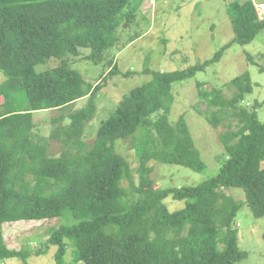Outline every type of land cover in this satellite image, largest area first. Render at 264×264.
Returning a JSON list of instances; mask_svg holds the SVG:
<instances>
[{
    "label": "trees",
    "instance_id": "1",
    "mask_svg": "<svg viewBox=\"0 0 264 264\" xmlns=\"http://www.w3.org/2000/svg\"><path fill=\"white\" fill-rule=\"evenodd\" d=\"M131 2L0 0V72L5 76L0 82V225L73 217L51 238L57 245L56 264H235L245 256L235 222L239 209L247 203L256 217H264V121L259 101L244 104L254 90L250 73L226 84L235 87L230 96L198 84L199 98L209 107L198 111L212 126L224 128L219 138L225 159L215 177L198 185L137 190L133 167L117 153L115 142L132 139L143 184L151 182L153 160L203 170L206 164L184 116L170 122L173 83L219 61L233 43L253 41L264 20L251 0L230 2L233 40L210 60L184 70L145 68L150 80L123 96L87 147L85 125L97 110L101 81H86L63 57L80 56L81 49L89 48L86 57L102 62L119 40L122 21L132 15ZM51 58L62 62L37 71ZM248 59L264 71V54L258 62ZM83 97H88L87 105L69 114L68 124H63L64 115L53 119L61 124L50 137L61 143L62 151L51 154L49 140L35 132L34 112L59 109ZM124 179L131 195L120 186ZM223 187L242 188L246 200L223 194ZM169 196L185 200V206L170 211L164 202ZM1 235L0 259L17 257L29 264L31 252L7 247ZM223 235L220 249L217 241ZM69 241L76 247L73 262L66 259Z\"/></svg>",
    "mask_w": 264,
    "mask_h": 264
},
{
    "label": "rangeland",
    "instance_id": "2",
    "mask_svg": "<svg viewBox=\"0 0 264 264\" xmlns=\"http://www.w3.org/2000/svg\"><path fill=\"white\" fill-rule=\"evenodd\" d=\"M233 0H132V15L125 17L118 30L119 40L111 52L105 53L103 61L95 63L86 56L89 48L81 49L80 56L66 55L63 59L76 70L86 81H101V89L96 98L97 110L93 118L86 123L83 140L91 146L100 126L114 112L118 103L131 89L150 80L145 68L162 72L184 70L193 65L210 60L217 51L222 50L235 36L228 5ZM243 1V0H238ZM264 54V29L256 38L247 44L233 43L225 48L221 59L210 63L205 70H196L193 77L173 83L174 102L169 118L175 124L184 116L195 147L199 151L206 167L201 171L193 170L178 164L151 161L153 172L151 182L143 184L139 180L137 168L139 157L132 139H117L115 150L129 161L134 170L137 190L155 188H176L198 185L215 177L225 159V148L219 138L223 127L216 128L198 109L209 110L207 103L199 98L198 84L203 83L210 90L220 88L225 96L232 95L235 87L226 84L234 77L248 71L254 85L252 93L245 98L244 104L251 106L259 101V117L264 121V71L259 65L248 59L249 56L259 61ZM62 62V59L51 58L39 64V72L51 69ZM118 68L119 72L109 71ZM129 74V76L126 75ZM5 76L0 72V82ZM88 97L59 109H47L34 112L35 132L38 137L49 140V152L59 155L61 143L50 137L60 122L54 118L65 116L63 124L69 123V114L84 108ZM221 102L216 101L219 105ZM1 106V104H0ZM4 107V106H2ZM0 107V110L1 108ZM264 165V162H263ZM128 195L132 194L129 181L120 183ZM221 192L233 196L236 200L245 201V191L240 187H223ZM170 211H177L185 206V200L169 196L164 201ZM71 219V218H70ZM72 220H75L72 217ZM66 217L49 219L19 220L0 225V233L7 247L26 249L31 252L29 264H56L57 245L51 243L55 230L62 224L72 223ZM236 227L239 230V246L245 256L235 264H264V217H256L249 205L245 203L238 211ZM225 237L221 236L217 245L225 246ZM48 247V248H47ZM48 249L46 253L37 252ZM66 259L73 262L77 259L76 247L69 241ZM0 264H24L20 258L0 259Z\"/></svg>",
    "mask_w": 264,
    "mask_h": 264
},
{
    "label": "built area",
    "instance_id": "3",
    "mask_svg": "<svg viewBox=\"0 0 264 264\" xmlns=\"http://www.w3.org/2000/svg\"><path fill=\"white\" fill-rule=\"evenodd\" d=\"M251 1L256 9L258 17L264 20V0H251Z\"/></svg>",
    "mask_w": 264,
    "mask_h": 264
}]
</instances>
